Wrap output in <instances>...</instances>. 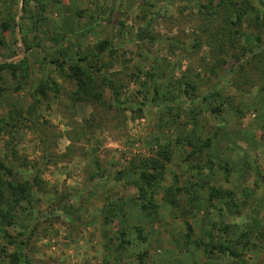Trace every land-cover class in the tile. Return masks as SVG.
Wrapping results in <instances>:
<instances>
[{
  "label": "rangeland",
  "instance_id": "1",
  "mask_svg": "<svg viewBox=\"0 0 264 264\" xmlns=\"http://www.w3.org/2000/svg\"><path fill=\"white\" fill-rule=\"evenodd\" d=\"M201 2L0 0V64L19 66L0 70V178L38 182L0 219V264H264V74L230 73L236 50L211 73ZM241 32L264 47L250 20ZM105 40L92 75L121 108L100 80L74 96L66 68ZM161 151L141 200L134 166Z\"/></svg>",
  "mask_w": 264,
  "mask_h": 264
},
{
  "label": "trees",
  "instance_id": "2",
  "mask_svg": "<svg viewBox=\"0 0 264 264\" xmlns=\"http://www.w3.org/2000/svg\"><path fill=\"white\" fill-rule=\"evenodd\" d=\"M55 1V0H53ZM26 2V0H23ZM198 14L203 17V23L207 28V45L211 51V59L215 63L211 67V73L215 74V65L218 64L219 58L227 55V51H238V55L231 53L233 64L230 73H241L245 79L248 75L254 73L264 74V47H245L239 42V38L243 37L241 28L246 20L253 22L255 28L264 30V0H257L252 3L249 0H203L199 3ZM252 16V19H248ZM211 24L214 26L212 27ZM14 26V23H13ZM212 27L213 30L209 31ZM9 23L0 22V29L7 30ZM145 30L143 31V33ZM137 36L136 41L144 39V34ZM258 41V37L255 38ZM114 45L108 41H102L96 44L94 52L88 56L76 58L74 62L67 64V70L75 84L73 95L79 99H94L96 98L98 81L101 85L106 86L109 90H113V100L117 107V92L111 81L105 75H101L99 80H96L92 73H99L101 69L109 67L100 59L103 54L111 55ZM227 50V51H226ZM98 60L91 64L90 60ZM95 63L99 64L95 66ZM16 64H0V70H10L13 75L18 69ZM42 89V87H39ZM115 89V90H114ZM131 109V108H129ZM139 109V108H138ZM159 157L143 158L139 160V164L134 166L138 172V191L141 200H145L151 194L153 189L158 186V181L161 180L165 164L169 161V152H159ZM3 169V163L0 160V171ZM37 186L38 182L35 177L30 182L10 183L3 182L0 178V219L10 218V209L17 207L20 202L29 203L31 200V186ZM178 188L167 186L162 189V199L171 207H176V194ZM212 198L222 196L221 191L212 190L209 194ZM19 206V205H18ZM13 257V256H12Z\"/></svg>",
  "mask_w": 264,
  "mask_h": 264
}]
</instances>
